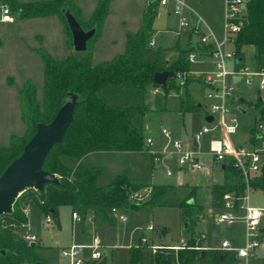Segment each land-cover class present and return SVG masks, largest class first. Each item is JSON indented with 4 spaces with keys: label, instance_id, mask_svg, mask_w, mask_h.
Listing matches in <instances>:
<instances>
[{
    "label": "trees",
    "instance_id": "1",
    "mask_svg": "<svg viewBox=\"0 0 264 264\" xmlns=\"http://www.w3.org/2000/svg\"><path fill=\"white\" fill-rule=\"evenodd\" d=\"M107 2L108 0L97 2L90 22L96 30L83 53L78 55L68 53L63 59L53 60L42 48L35 50L43 65L41 105L39 107L35 99L34 86L29 82L25 83L20 90L21 117L26 125L33 126V130L21 145L17 143L19 136H12L8 146L0 147V175L21 154L23 146L34 132V123L49 122L62 96L66 92H71L77 96L72 121L66 128L62 140L50 148L41 165L42 170L54 174L60 183L45 184L40 192L32 188L25 189L23 193L27 192L29 195L26 202L37 207L43 216L49 215L55 223L58 222V208L61 206H68L71 211H75L80 217L81 225L83 219L90 215L95 234L100 231L103 223L110 222L106 209L111 207L127 210H137L142 206L178 207L183 209L188 224L198 206L186 197L174 199L173 193L168 191L171 186L154 185L149 180L133 179L121 174L99 187L96 185L99 167H88L80 163L81 158L90 152L141 150L144 138L141 133V122L145 111L143 105L145 88L159 86L153 83L152 74L170 71L173 73L170 79L174 82V75L184 72L185 84L191 77L187 72L188 61L185 58L188 51H182L177 60L168 64L165 60L166 48L152 49L146 46L148 36L153 32L150 25L156 14L158 6L156 2L143 8L142 26L135 34L126 36L122 54L114 56L109 61L91 65L89 44L96 37L98 27L106 13ZM62 4L67 6L81 28L86 30L70 0H46L24 4L9 0L12 13L21 19L55 15L63 26L66 45L71 47L68 29L59 12ZM243 6L245 13L232 44L235 59L239 58V62L235 63L237 67L244 65L243 46H253L257 63H264V0H243ZM204 48L208 54L212 44ZM174 88L180 87L174 82ZM181 101L184 111L197 110L186 93L182 94ZM253 108L257 120L249 130L247 138V143L251 147L259 143L264 144V103L257 97ZM40 112L47 116L43 117ZM258 124L262 129L257 128ZM61 157L71 158L74 162L73 167L65 166ZM219 169L221 180L209 186V194L210 202L219 204L220 208L224 194L229 193L234 198H240L245 194L246 185L248 188L264 191V164L257 174L248 178L247 184L234 168L230 158H225ZM140 190L148 191L142 202L139 200L141 196L136 195ZM9 216L18 229L26 222L18 198L12 205V211L1 215L0 218ZM16 228L0 226V264H44V259L37 253L40 248L37 241L31 246L22 239ZM190 228L187 225V231ZM262 232L264 236V226ZM139 236L140 234L136 238V245L129 247L131 264H141L144 245L139 243ZM187 246L176 250L164 249V252L151 254L150 264H234L237 261L229 252L200 250L192 248L193 245ZM197 246H200V243ZM92 264L111 263L104 256Z\"/></svg>",
    "mask_w": 264,
    "mask_h": 264
},
{
    "label": "rangeland",
    "instance_id": "2",
    "mask_svg": "<svg viewBox=\"0 0 264 264\" xmlns=\"http://www.w3.org/2000/svg\"><path fill=\"white\" fill-rule=\"evenodd\" d=\"M118 1L112 0L109 5V9L113 10L109 24H112L118 17V12H120L117 9L119 6ZM186 5L191 7L192 12L199 17V25L203 35H208L209 41L220 42L223 37V0H186ZM173 24V19L167 20L165 14L162 13L160 17L155 19L153 27L160 29L165 25L171 27ZM120 25L116 23V27L111 26V28L105 29V33H107L105 38L97 43V49H95L91 64L103 59H109L112 55L122 51L123 45L120 44L121 35L125 29L133 27V22H127L124 24V28H120ZM57 28L58 26L52 23V19L25 20L17 18L13 23H0V147L8 146L12 136H19L17 143L21 145L32 133L33 126L26 125L21 117L20 90L25 83H31L34 86L35 99L40 107L43 65L35 50L42 48L53 60H60L66 57V37L63 31V36H61L59 33L61 30L58 31ZM185 31L187 32V29L183 28L179 30V33L182 34ZM38 35L42 37L38 38ZM109 36L115 37L113 45L108 43ZM118 40L120 41L118 42ZM226 48L231 49L229 45ZM242 52L243 63L248 68H253L257 63L255 48L253 46H243ZM68 53L78 55V53L72 51L71 47H68ZM192 68L199 69L200 67L193 65ZM235 88L237 97L229 101V112L226 117H234L237 122L236 132L230 136V139L235 138L240 145L245 146L249 135L248 131L257 120L253 103L257 97L264 99V91L258 94L255 84L245 86L242 82L236 84ZM199 89L200 86L192 88L197 102L202 105L207 104L205 97L200 95ZM155 94L150 90H146L145 100H159L161 90L158 89ZM238 97H243L244 101L239 102ZM173 101H175V98ZM262 102L264 103V100ZM241 110L244 111V114L241 113ZM40 114L43 117L47 116L44 112H40ZM201 116L202 113L200 115L198 112L185 116L187 119L186 131L190 133L189 135L199 129L202 122ZM207 140V137H203L202 143ZM263 145V143H259V145L254 147ZM61 161L68 168L74 165L71 158L61 157ZM80 163L88 167H99L100 171L96 178V185L99 187L108 184L115 176L121 174L138 180H150L151 183L155 184H177L188 181L195 186L187 184L183 187L171 186V189L168 190L173 193L174 199L186 197L189 200H193L198 206L196 213L188 221V227H191L188 231L183 226L185 217L182 208L173 206H142L137 210H127L114 207L119 213H122L124 221H118L109 212L110 208L106 209L110 222L102 224L98 237L101 243L111 246L105 255L106 260L110 261L111 264H131L129 247L135 245L138 234H143L147 237V244L154 242L159 246V243L166 240L168 243H175L173 246H177L182 241L184 247L193 245L192 248H194L208 246L206 240L214 232L218 240H227L235 248L243 245L244 228L240 220H236L229 225L215 223L213 220L214 214L220 211V207H218L219 204L217 203L212 204L209 202V191L206 185L212 181V178H217L218 174L205 177V174L198 172H178L171 162L167 165L171 168L172 175L165 176L164 165H153L149 153L143 147L141 150L133 152L93 153ZM137 194L141 196L139 200L142 202L147 197L148 191L140 190L136 192ZM28 196L27 192L23 193L22 191L17 198L25 218L24 211L29 209L28 220L31 232L35 234L37 241L46 246V249H38L37 253L45 259V264H61L60 246L68 245L70 241L74 244L85 243L79 242L81 225L70 221V208L68 206L59 208L57 223L51 218V223L45 225L43 222L44 216L39 209L35 206H30V203L26 202ZM246 196L244 204L251 207H264V191L248 188ZM239 206L240 204H237L235 208V213L238 216L241 215ZM148 223H151L154 228L149 233H143L141 230ZM82 225L85 232L89 234L88 236H92V226L87 216L83 219ZM0 226L16 228L10 216L1 217ZM16 229L20 234L21 225L19 229ZM186 232H188L187 236ZM199 243L200 246H197ZM187 248L189 247L187 246ZM163 250L158 248L154 252H150L149 248H144L141 264H150L151 254L164 252ZM247 263L264 264V243L254 251V256Z\"/></svg>",
    "mask_w": 264,
    "mask_h": 264
},
{
    "label": "built area",
    "instance_id": "3",
    "mask_svg": "<svg viewBox=\"0 0 264 264\" xmlns=\"http://www.w3.org/2000/svg\"><path fill=\"white\" fill-rule=\"evenodd\" d=\"M153 2H156L158 6L171 4V13L177 19L178 30L186 28L197 36L194 49L189 50L185 55L188 62H194L198 54L205 53L204 47L212 44V49L208 53L211 63L210 70L190 77L191 80L203 87V95L207 100V104L204 106L205 116H211L212 120L204 122L197 131L182 139L173 138L167 128L160 127L161 143L155 142L152 136H145L143 149L149 153L153 165H164L165 176H170L172 173L171 168L167 165L171 162L180 171L208 174L209 164L219 165L225 158H230L234 168L246 183L248 178L257 174L264 164V146L249 148L234 145L230 136L236 132L237 122L234 117L226 116L229 112V101L237 97L235 88L237 83L242 82L245 86L255 84L258 92L264 90V63L258 64L255 69H250L246 65L237 67L234 62L233 49L226 48L227 45L233 44L234 37L239 31L245 13L243 0L223 1V37L220 42H211L208 35L200 34L199 19L184 13L186 0H143V6H148ZM12 21H14V14L8 2L0 0V23ZM148 45H153L152 40L148 42ZM228 62L231 63L230 68L227 66ZM174 79L181 88L185 84V73H176ZM257 128L262 129V126L258 124ZM205 135H209V138L204 147L201 141ZM247 189L246 185L245 194L240 198H234L229 193L224 194L221 199L220 211L213 216L215 223L227 225L240 220L244 228L243 245L235 248L229 241L222 239L218 241L217 245L210 244L194 248L229 252L237 260L234 264H248V260L254 256V251L264 243L262 232L264 207H251L244 204L247 198ZM235 201L240 204L241 215L239 216L235 213L237 205H235ZM28 210L24 211L26 222L21 224L20 236L26 242L34 243L37 238L31 232ZM109 212L118 221H124V216L116 208L111 207ZM70 218L72 222L80 221V217L75 211L71 212ZM51 220L49 215H45L43 222L48 225ZM153 228L154 226L148 223L141 231L143 233L151 232ZM139 243L144 245V248H149L150 252H154L158 248L176 250L184 247L182 241L177 246L147 244V237L143 234L139 236ZM110 248L111 246L101 243L97 235H92L83 244L71 242L61 247L59 249L61 264H92L104 257Z\"/></svg>",
    "mask_w": 264,
    "mask_h": 264
},
{
    "label": "crops",
    "instance_id": "4",
    "mask_svg": "<svg viewBox=\"0 0 264 264\" xmlns=\"http://www.w3.org/2000/svg\"><path fill=\"white\" fill-rule=\"evenodd\" d=\"M5 1L8 2V4H9V0H5ZM13 1L20 3V4H24V3L46 1V0H13ZM70 1L72 3L73 7L77 9L78 16H79V19H80L82 25L85 28H88L89 26L91 27V24H90L91 16H92L93 11L97 5L98 0H70ZM111 1L112 0H108L107 6H106V13H105L104 18L98 27L96 37L89 44V50H90V54H91V63L93 60V55H94L95 49H97V43L105 38V34L107 33V32L105 33V29L111 28V26L116 27V23L121 24L120 28H124L125 27L124 24H126L127 22H133V27L125 29L124 33L121 35L122 36L121 41L118 40V42L120 41V44L123 45L122 51L118 52L115 55H112L109 59H103V60H101L97 63L91 64V65H97L99 63L109 61L114 56L122 54L124 52V49H125L126 36L135 34L140 29V27L142 26V23H143V8H144L143 0H119L118 1L119 6L117 9L120 12H118V17L112 22V24H109V22L111 20L110 16H111V13L113 12V10L109 9V5H110ZM190 8L191 7H189L185 3L184 13L186 15H189V16L190 15L195 16L196 18L199 19V17L195 13H193L192 9H190ZM162 13L165 14V17L167 20L172 18L174 24L171 27H169L168 25H165L164 27H161L160 29H155L153 27L154 21L157 17H160ZM17 18H19V17L17 14H15L14 15V21ZM39 19L40 20L52 19V23H55L58 26L57 30L58 31L61 30L59 33L61 36H63V33H62V31L64 32L63 26L61 24V21L55 15L32 17V18L25 19V20H39ZM14 21L9 22V23H13ZM199 22H200V19H199ZM177 27H178L177 19L171 13V4H169L167 6H157L156 7V14H155V16L151 22V25H150V28L153 30V32L148 36L146 46L148 48H152V49H164V48H166L167 52H165V60L168 64L177 60L180 57V53L182 51L187 52L191 48L194 49V46H195V41H196L197 36L195 34H193L190 30H187V32L185 31L181 34V33H179V30L177 29ZM198 27H199L200 34H203L202 30L200 29L199 24H198ZM41 37H42L41 35H38V38H41ZM150 40H152V42H153L152 46L148 45V42ZM114 42H115V37L109 36L108 37V43L113 45ZM211 42H215V41L211 40ZM229 46L231 47V49L233 48L232 45L229 44ZM65 51H66V56H67L68 55V47L65 48ZM193 65H196L200 68L199 69H193L192 68ZM227 66H228V68H230L231 64L229 63V64H227ZM256 67H257V63L251 69H255ZM210 68H211V63H210L209 55L206 53H201V54L197 55V59L194 62H188L187 72L190 75H196V74H199L202 72H206V71L210 70ZM174 82L176 83V81H174ZM174 82L169 78L165 81V84L162 86L146 87L145 88V92H146V90H150V91L154 92V95H156L155 92H157L158 89L161 90V95L159 96V100H156V101H154V100L146 101L145 97H144L145 96V93H144L143 105H144L145 111H144V114L142 116V122H141L142 136L143 137L152 136L154 138L155 142H157V143H161V141H162V139L160 138V135H159V128L160 127L167 128L170 131L171 136L173 138L182 139V138L188 136L190 133H188L186 131V124H187V119L185 117L186 115H191L195 112L200 113V115L202 113V116H201L202 122L200 123V127L205 122L204 121V118H205L204 106H205V104L202 105L201 103L197 102L195 94L192 92L193 87L196 88V86H200L199 93H200V95H202V97H204L203 87L199 83H197L196 81H193L190 79L189 81L186 82V84L183 88H177L176 89V88H174ZM259 92H262V91H259ZM259 92H258V94H259ZM183 93H186L190 97V99L196 105L197 110H194V111H184L183 110L182 101H181V97H182ZM174 98H175V101H173ZM239 98H242L244 101L243 97H238V99ZM258 98L260 100H264L261 97H258ZM198 104H199V107L197 106ZM241 113L244 114V111L241 110ZM248 133H249V131H248ZM203 137L209 138V135H205ZM230 140L234 145L242 146L238 143L237 140H235V138H231ZM206 142L202 143V141H201L203 146H204V144L206 145ZM245 143H246L245 146L251 148L250 144L247 143V140ZM97 152H107V151H95V152L87 153L85 156H83L81 158L80 162L84 161V159L86 157H89L93 153H97ZM84 166H86V165H84ZM219 166H220V164L219 165L209 164L210 170H209L208 174H205V177H211V175H214V174H218V177L212 178V181L206 185L208 191H209V186L211 185V183L212 184L214 182L219 183L221 180V171L219 169ZM152 169H153V166H152ZM175 169L178 172H182L180 170H177V168H175ZM171 175H172V173H171ZM151 184L163 185V184H155V183H151ZM185 184L195 187L193 184H191L188 181L184 182V183L182 182V183H177V184L175 183V184H165V185L183 187V186H185ZM209 202H210V194H209ZM59 208H58V210H59ZM71 212H73V211L70 210V214H71ZM58 214H59V211H58ZM87 217H88L89 222L91 223L92 231H93V225H92V222L90 219V215H87ZM70 221L72 222L71 218H70ZM263 222H264V217H263ZM74 223H79L81 225L80 221L74 222ZM184 229L187 231L186 228H184ZM147 233H149V232H147ZM187 233L188 232H186V236H187ZM88 235L89 234H87L85 232L83 225H81L80 232H79V240H80L79 242H87L89 240V238L91 237V236L89 237ZM93 235L98 236V233L95 234L93 232ZM211 235L206 240L207 245H210L212 240H213ZM151 240H152V238H151ZM163 241H166V240H163ZM162 242L159 244L162 245ZM70 243H71V241H70ZM150 243L156 245V243H154V242H150ZM37 244L40 246L39 249H44V248L46 249V246L43 243H41L40 241H37ZM173 244H175V243H168L167 242V245H173ZM61 247H64V246H60L59 249ZM41 258H43V257H41ZM45 262L46 261L44 259V264H45Z\"/></svg>",
    "mask_w": 264,
    "mask_h": 264
},
{
    "label": "water",
    "instance_id": "5",
    "mask_svg": "<svg viewBox=\"0 0 264 264\" xmlns=\"http://www.w3.org/2000/svg\"><path fill=\"white\" fill-rule=\"evenodd\" d=\"M59 12L68 29L72 51L78 54L83 53L87 42L95 33V26L86 30L82 29L65 4L61 5ZM234 62L237 64L239 58H236ZM172 76L173 73L170 71L154 72L152 81L162 86ZM238 101L242 102L243 99L239 98ZM76 104L77 96L66 92L49 122L34 123V132L23 146L21 154L0 175V216L12 211V205L17 196L25 189L32 188L40 192L45 184L60 183L54 174L42 170L41 165L50 148L62 140L66 128L72 121V113ZM197 106L199 107V104ZM211 120L209 115L204 118L205 122H211ZM183 226L187 228L186 220ZM211 237L213 238L211 245H217L219 240L215 233H212ZM30 245L33 246V243ZM162 246H167V242L163 241Z\"/></svg>",
    "mask_w": 264,
    "mask_h": 264
}]
</instances>
